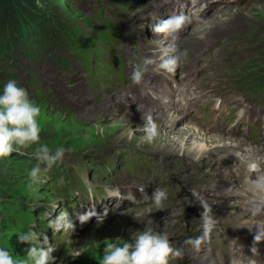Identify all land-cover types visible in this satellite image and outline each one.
I'll list each match as a JSON object with an SVG mask.
<instances>
[{"label":"rangeland","instance_id":"374dc122","mask_svg":"<svg viewBox=\"0 0 264 264\" xmlns=\"http://www.w3.org/2000/svg\"><path fill=\"white\" fill-rule=\"evenodd\" d=\"M13 1L25 14L22 12L14 20L12 8H0V90L9 80H15L27 89L29 98L41 109L37 117L41 128L39 144H45L51 150L66 149L63 162L47 173V182L36 185L31 184L29 173L37 163L31 152L39 144L30 146L24 154L13 153L0 158V247L6 248L14 260L23 262L26 259L30 245L20 243L17 234L28 231L33 225V230L40 234L38 242L43 246L46 236L47 246L56 248L53 252L55 264H99L106 243L117 238L121 243L134 242L133 235L145 229L166 233L174 247L183 249L188 246L184 243L187 238L201 235L195 230L201 223V200L211 208L216 225L241 230L243 221L251 220L256 224V219L239 206L196 195L184 196L181 203H170L163 210L152 207L148 217L129 221L126 238L122 234V222H126L127 216L136 218L139 211H149L150 206L110 211L99 226L94 221L80 232V237L67 238L66 241L76 240L72 244L55 237L48 227L55 216L62 211L68 212L76 192H85L83 184L88 189L85 180L95 188L112 180H123L125 167L146 156L156 157L159 162L171 159L176 173L181 168L188 169V160L201 164L202 159L196 161L190 155L184 156L183 152L167 145L166 138H160L161 129L170 134V128L166 129L160 120L162 117H157L151 110L147 111L154 115L152 120L157 125L158 136L152 143L146 142L142 128L147 111H125L119 103L116 108L117 102L103 86L105 73L115 62L158 68L161 56L153 55V52L162 47L167 48L165 52L169 57H180L177 67L183 70L191 65L194 70L197 63L193 59L199 56L201 47L214 39L228 38L226 53L235 52L239 59L233 66L245 73L262 74L264 0H246L239 4L226 0L228 3L224 8L217 7V1H212L213 8L207 16L176 43L163 40L160 34L151 30L152 25L167 15L165 6L170 0H39L43 7L35 9L27 1ZM34 1L37 6V0ZM13 9L16 16L19 8ZM34 11L41 15L37 19H43L39 27L43 30L37 29L38 25L32 19ZM27 22L33 24H28L29 29L25 31L23 24ZM218 22L224 24L222 30H218ZM148 59L155 63L145 64ZM75 73L82 76L80 86L73 81L71 74ZM95 89L98 91L93 92ZM103 100H106L104 110H97ZM138 114H142L141 121L133 119ZM176 126L184 128V120ZM197 133L202 134V130L192 137H185L188 144L200 143L195 140ZM226 137L230 139L226 142L230 150L219 154H236L248 144L243 137ZM235 140H241L239 144L242 145L235 146ZM214 143L213 139L207 138L208 145ZM221 149L222 146L215 152ZM116 165H119V171L113 174L111 169L113 171ZM217 177L205 172V176L184 180L185 189L192 195V191L198 193L205 187L212 188ZM180 214H189L190 218L183 220L178 217ZM75 251L81 254H71ZM192 255L215 264L203 251H192L191 255L184 251L183 258L171 264L185 260L189 263L192 258L199 264Z\"/></svg>","mask_w":264,"mask_h":264},{"label":"clouds","instance_id":"9594fccd","mask_svg":"<svg viewBox=\"0 0 264 264\" xmlns=\"http://www.w3.org/2000/svg\"><path fill=\"white\" fill-rule=\"evenodd\" d=\"M37 6L43 7V4L37 0ZM188 17L183 14L172 15L167 19H162L151 26L154 34H163L170 37L173 41L179 39L180 32L189 23ZM143 27V25H141ZM179 56L169 57L167 52H164L160 57L158 69L168 73L175 72L179 63ZM155 63L154 60H145V64ZM142 79L141 71H134L132 80L134 83H139ZM41 109L29 98L27 89L18 85L15 80H9L0 90V158H7L13 153L24 154L25 150L32 145L39 144L41 128L37 122V117L40 115ZM145 124L142 130L145 133L144 139L148 143H152L158 136L157 125L153 122L151 116H144ZM66 149L58 147L51 150L45 144H39L31 152V156L37 161L29 173V179L32 185L43 184L47 182V173L54 166L63 162ZM240 157V154H236ZM242 163H247V170L256 172L258 164L256 162H248L241 158ZM60 183H63L61 178ZM88 186V196L90 206L83 214H76V219L83 225L89 222L93 217L97 222V226L103 223L108 215V209L105 208L103 213H98L95 209V201L93 186L85 180ZM251 190L258 195L260 203L264 204V174L258 175L256 179L250 181ZM143 199L150 201L149 212L154 207L158 210H163L164 201L167 200V193L159 187L153 192L151 197L145 194V187H138ZM106 198L115 197L118 200L135 201V196L132 194L122 195L119 188H106ZM197 193L192 191V196ZM185 199H188L187 197ZM192 202L189 201V204ZM119 205L117 204V207ZM203 212L201 213V223L195 226V230L201 232V235L187 238L184 243L190 246L195 253L201 251L202 245L210 238V234L216 226L217 221L211 215V208L201 200ZM125 214V213H121ZM138 219V217L136 216ZM34 225L26 232H21L18 235L20 243L29 244L27 249L26 259L23 262L14 260L13 256L4 247H0V264H55L56 257L53 252L55 247L47 246L48 239L45 236L43 246L38 242V234L33 230ZM48 227L55 232L60 230H74V224L67 211H62L61 214L54 220H50ZM258 232L254 237L255 242L261 241L259 226ZM134 243L124 241L117 238L114 242L106 243L103 248L102 256L99 264H171L172 261L182 259L184 251L182 248L174 247L166 233L155 232L149 229L138 232L133 235ZM47 246V247H45ZM253 255L256 254V249H252ZM71 254L79 256L81 253L75 251ZM250 264H256L255 260H251Z\"/></svg>","mask_w":264,"mask_h":264},{"label":"bare ground","instance_id":"6f19581e","mask_svg":"<svg viewBox=\"0 0 264 264\" xmlns=\"http://www.w3.org/2000/svg\"><path fill=\"white\" fill-rule=\"evenodd\" d=\"M223 25H221V23L218 22V26H219V27L217 26L218 30H220V29L222 30ZM162 42H163V40H162ZM153 45L156 46V44H153ZM152 48L155 49V47H152ZM166 49H165V47L159 48V49H157L156 52H153V55L157 56L158 54H160V56H161L166 51ZM198 53L199 52H197L196 55ZM197 57H194L193 61H195V59H197ZM194 64H196V63H194ZM157 70H159V69H157ZM159 71H162V70H159ZM64 75H66V74H64ZM71 75L74 77L73 81H76V83H77L76 86H78V85L80 86L81 79H82L81 74L75 73V74H71ZM96 91H98V90L95 89L93 92H96ZM105 102H106V100L104 101V103H102V101H100V104L97 105V108H98L97 110H102L103 111L104 107L106 105ZM108 102H109V104H112V102H110V100ZM116 104L117 105H115V107L117 108V106L119 104L118 103H116ZM146 116H151L150 112H147ZM151 118H154V115L151 116ZM133 119L134 120L137 119V120L141 121L143 119L142 118V114L135 115ZM160 120L163 122V124H164L166 129L170 128V132H171L170 134H168V133H166V131H164V129H161V132L159 130V132L162 134L160 138H166V139H164V141H166V144L171 146V147H174L176 150H179L180 153L183 152L184 156L185 155H190V156H192L194 158V160L199 161L200 159H203L204 157L211 156V155H235V153L233 154L232 152H231L232 154H229V153L228 154H219V153L227 152V151L230 150V148L227 147L228 144L226 143L230 139H227V137L225 135H217V134L206 133V132L202 131V134H199V135H198V133L196 134V139H195V140L200 141V143L197 142V143L188 144L185 137H187V136L192 137L193 135H195L194 133L199 130V128L190 127V126H188L187 124L184 123L185 124L184 128L178 129L177 126H176V123L177 122L180 123L184 119L180 118V117H176V116L164 115V116H162V118ZM174 133L176 135H174ZM177 134L180 135V136H177ZM208 137L214 140L215 143L213 145H208L207 144V138ZM231 141H233V140H231ZM234 142H235V144H234L235 146H241L242 145V144H239V143H242L241 140L240 141L235 140ZM220 146H222L223 149H221L219 152H215L217 150V148H219ZM215 153H218V154H215ZM238 153H240V152H238ZM118 166L119 165L114 166L113 167V171L111 169V172L113 174H116L119 171V167ZM201 191H202V193H201ZM201 191L197 194V196H200V195H203V197L208 196L207 194H208L209 191H208L207 187L201 189ZM185 192L187 193L188 191L185 190ZM143 210H145V209H143ZM137 213H138L137 214L138 219L142 218L143 216H147L148 217V215L150 214L147 209L145 211H143V212L139 211ZM135 220H137V218H135L133 216H127V218L125 219L126 222L125 223L122 222L123 225H122V229L121 230L123 231L122 234H123V236L125 238L128 236V228H129L128 222L129 221H135ZM241 224L242 225H240V226H245V225H249V224H252V226H253V225H256L257 223L255 224L251 220H248V221H243ZM89 226L90 225H88L86 228H88ZM166 226H168V224H166ZM216 226L222 227L224 225L223 224H217ZM80 235H81V233H80ZM80 235H79V237H80ZM66 240H65V243H67V244H69V243L72 244V243L76 242V240H74V239H72L71 241H66ZM126 242L134 243L133 241H126ZM202 249H203V246L201 247V251H202ZM183 250L185 252H188L191 255L192 251H191L190 246H183ZM192 256L195 257V255H192ZM195 258H197V257H195ZM196 261L197 262L199 261L198 262L199 264H210V262L207 261L206 258H204V257H202V258L199 257V258L196 259ZM189 263L190 264H196L194 262L193 258H192V261H189ZM189 263H188V261L185 260V261H183L180 264H189Z\"/></svg>","mask_w":264,"mask_h":264},{"label":"trees","instance_id":"16d2710c","mask_svg":"<svg viewBox=\"0 0 264 264\" xmlns=\"http://www.w3.org/2000/svg\"><path fill=\"white\" fill-rule=\"evenodd\" d=\"M24 1L32 3L34 5L33 6L34 9L35 8H39L38 6H36L34 0H24ZM0 8H10V9L12 8V14L14 15V20H17L22 15V12L24 13V11L22 10L21 6L18 5V4H14L13 0H3V2H0ZM13 8H19V10L17 11L16 16H15V10ZM33 15H34V18H32V19H33L34 23H36L38 25L37 29L43 30L42 28H39L40 24H42V22H43V19H37L41 15L39 13H37L36 11H34ZM29 20H31V19L29 18ZM28 24H33V23L27 22L26 24H23V28L25 29V31H27L29 29L28 28Z\"/></svg>","mask_w":264,"mask_h":264}]
</instances>
